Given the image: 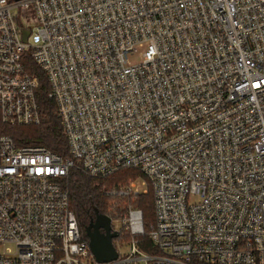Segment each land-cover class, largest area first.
<instances>
[{"label": "built area", "instance_id": "2783aa9c", "mask_svg": "<svg viewBox=\"0 0 264 264\" xmlns=\"http://www.w3.org/2000/svg\"><path fill=\"white\" fill-rule=\"evenodd\" d=\"M30 56L69 157L0 134V264H99L62 180L127 169L107 264H264V0H0L3 124L41 122Z\"/></svg>", "mask_w": 264, "mask_h": 264}, {"label": "trees", "instance_id": "16d2710c", "mask_svg": "<svg viewBox=\"0 0 264 264\" xmlns=\"http://www.w3.org/2000/svg\"><path fill=\"white\" fill-rule=\"evenodd\" d=\"M26 68L29 74L39 79L37 100L40 107L41 122L31 126H11L1 123L0 134L11 136L20 146L39 145L67 159L69 157L68 141L63 131L53 99L49 97V85L45 75L35 64L33 58H27ZM141 175L135 170H121L111 177L98 180L85 176L77 170H72L62 181L69 193L70 208L76 215L81 233L88 240L86 228L95 219L96 211L108 215L112 198L107 195L111 187L136 180ZM135 206L140 208L144 216L145 235L140 238L142 250L154 253L149 235L155 222L153 196L149 192L135 200Z\"/></svg>", "mask_w": 264, "mask_h": 264}, {"label": "water", "instance_id": "95a60500", "mask_svg": "<svg viewBox=\"0 0 264 264\" xmlns=\"http://www.w3.org/2000/svg\"><path fill=\"white\" fill-rule=\"evenodd\" d=\"M28 32L24 33V42L28 40ZM95 219L86 228V235L92 254L99 264H107L118 259V252L114 246V239L118 238V232L112 231L111 219L95 212ZM100 228L104 233H100Z\"/></svg>", "mask_w": 264, "mask_h": 264}, {"label": "rangeland", "instance_id": "374dc122", "mask_svg": "<svg viewBox=\"0 0 264 264\" xmlns=\"http://www.w3.org/2000/svg\"><path fill=\"white\" fill-rule=\"evenodd\" d=\"M112 201H116V202H113V203H115V204H113V205H118V207H120V208H118L117 209V212L119 213V214H121V215H124L126 212H125V209H124V207H125V203H128V200H120V199H114V200H112ZM112 203V202H111ZM117 207V206H116ZM121 212V213H120ZM124 251H126V247H123L122 248Z\"/></svg>", "mask_w": 264, "mask_h": 264}, {"label": "flooded vegetation", "instance_id": "af4514ba", "mask_svg": "<svg viewBox=\"0 0 264 264\" xmlns=\"http://www.w3.org/2000/svg\"><path fill=\"white\" fill-rule=\"evenodd\" d=\"M100 233H104V230L100 228Z\"/></svg>", "mask_w": 264, "mask_h": 264}]
</instances>
